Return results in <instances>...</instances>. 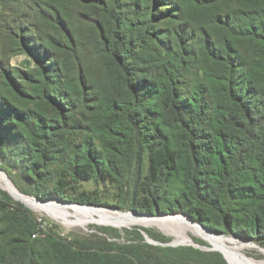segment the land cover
<instances>
[{
    "label": "trees",
    "instance_id": "obj_1",
    "mask_svg": "<svg viewBox=\"0 0 264 264\" xmlns=\"http://www.w3.org/2000/svg\"><path fill=\"white\" fill-rule=\"evenodd\" d=\"M14 5L0 19V170L22 193L85 204L65 190L108 181L120 211L264 247V0ZM6 201L0 264H227L131 230L38 249L31 212Z\"/></svg>",
    "mask_w": 264,
    "mask_h": 264
},
{
    "label": "rangeland",
    "instance_id": "obj_2",
    "mask_svg": "<svg viewBox=\"0 0 264 264\" xmlns=\"http://www.w3.org/2000/svg\"><path fill=\"white\" fill-rule=\"evenodd\" d=\"M14 2L15 0H0V4H1L0 13L2 12V16L0 17V19L5 24H11L13 19L16 18L17 7H15ZM26 60H28V58L24 54H18L10 58L11 64L13 66H18V67H25ZM2 172L3 171L0 170V177L4 176L3 174H1ZM6 176L14 185L12 186L15 187L20 192V194L34 200L36 199L38 203L41 204V201H39L34 196L22 193L16 187L14 182L10 179L8 174H6ZM65 191L69 198H76L78 200H82L85 202V204L72 203L71 199H68L69 202L67 201L60 203L57 200L56 196H53L50 199L46 200L45 203L46 204L49 202L58 203L56 206V211H61V213L49 211V210H34L29 206H27V204L23 200L15 198L11 193V191L9 190L8 186L2 181H0V202H5L7 200L6 201L7 205L11 207L10 209L11 211L15 208V205L19 203L26 210H29L31 212L32 225L36 228V231L34 233L35 236L34 237L32 236V238H34V240H37L38 249H49L52 242L58 237L68 240L79 239V240L88 241V240H92L96 235V236L106 237L109 241L122 242L123 240L121 238L120 239L114 238V235L118 232L122 236L124 235V230L138 231L142 234L143 238L144 235H148L146 231L153 236L160 235L169 240L168 243L166 244H171L175 242L188 243V242H181L177 238L164 233L163 231H161L156 227L146 228L136 225L120 227L112 224H98L93 222L80 224L78 222V219L73 213L76 212L77 207H87L84 205L93 206L87 208H92L95 210H100V211L113 210L116 212L131 215L129 213L131 211L128 210L120 211L115 207L119 199V194L114 184L108 181H101L97 183L92 180H80L72 188L68 187ZM2 193L7 194L8 198L7 199L4 198ZM66 203H72L73 205ZM96 203H98V205H95ZM63 211L67 212L65 213L66 215L62 213ZM174 215L180 216L181 214H174ZM1 216H2V212L0 211V217ZM0 226H3V224H0ZM214 235L221 243H224L231 249H234L238 257L244 260L252 261L254 263L264 264V247L252 241L244 242L243 239L228 234L223 235V234L214 233ZM148 237L152 239V237H150L149 235ZM190 239L191 242L193 241L204 248H211L212 246L216 247L215 245L209 243L208 241L201 239L197 236H193L191 234H190ZM233 264H237V263H233Z\"/></svg>",
    "mask_w": 264,
    "mask_h": 264
},
{
    "label": "bare ground",
    "instance_id": "obj_3",
    "mask_svg": "<svg viewBox=\"0 0 264 264\" xmlns=\"http://www.w3.org/2000/svg\"><path fill=\"white\" fill-rule=\"evenodd\" d=\"M3 175L5 176V174ZM4 176L0 177V181L4 182L8 186L9 190L11 191V193L15 198L23 200L30 208L34 210H49V211L61 213V211H56V206L58 203L49 202L47 204H39L38 201L20 194V192L15 187H13L14 185L11 183V181L6 176L5 177ZM87 207H77L76 212L73 213L78 219V222L80 224L93 222L98 224H112L120 227L133 226V225L142 226L146 228L156 227L161 231H163L164 233L177 238L181 242H188V243H192L190 239V234H191L193 236H197L215 245L217 248L216 247L214 248L222 251L226 256V258H228L227 260L229 261L230 264L233 263L258 264L238 257L234 249H231L226 244L221 243L215 237L214 233L210 232L209 230H206L200 224L194 223L187 216L169 215L167 217L150 218V217L132 215L130 212L129 213L131 215L116 212L113 210L100 211ZM62 213L66 215L65 213L67 212L63 211Z\"/></svg>",
    "mask_w": 264,
    "mask_h": 264
},
{
    "label": "water",
    "instance_id": "obj_4",
    "mask_svg": "<svg viewBox=\"0 0 264 264\" xmlns=\"http://www.w3.org/2000/svg\"><path fill=\"white\" fill-rule=\"evenodd\" d=\"M3 174H5L4 172H2ZM6 176V174H5ZM7 177V176H6ZM36 200V199H35ZM37 201V200H36ZM59 201V200H58ZM60 203H63L61 201H59ZM41 204H46L45 202H41ZM66 204H71L73 205L72 203H66ZM132 215H138V216H142V217H150V218H158V217H167L169 215H164V214H161V215H158V216H145V215H140V214H135L133 212H130ZM174 215V214H173ZM183 215V214H181ZM185 216V215H183ZM190 220H192L190 217H188ZM193 221V220H192ZM201 225V224H200ZM203 226V225H201ZM206 230H209L210 232L214 233L213 231H211L210 229L206 228L205 226H203ZM144 238H145V241L151 245H154V246H170V247H178V246H190V247H193V248H196V249H200L202 251H213V252H219L223 258L225 259V261L227 262V264H230L229 261L227 260L226 256L224 255V253L214 247H211V248H204V247H201L200 245L196 244L195 242L192 241V243H171V244H162V243H158L152 239H150L148 237V235H144ZM244 242H248L246 240H244Z\"/></svg>",
    "mask_w": 264,
    "mask_h": 264
},
{
    "label": "built area",
    "instance_id": "obj_5",
    "mask_svg": "<svg viewBox=\"0 0 264 264\" xmlns=\"http://www.w3.org/2000/svg\"><path fill=\"white\" fill-rule=\"evenodd\" d=\"M35 236V234L33 235V237Z\"/></svg>",
    "mask_w": 264,
    "mask_h": 264
}]
</instances>
